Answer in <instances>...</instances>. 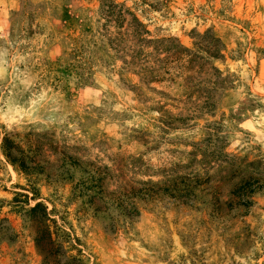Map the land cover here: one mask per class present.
Wrapping results in <instances>:
<instances>
[{"label": "rangeland", "instance_id": "obj_1", "mask_svg": "<svg viewBox=\"0 0 264 264\" xmlns=\"http://www.w3.org/2000/svg\"><path fill=\"white\" fill-rule=\"evenodd\" d=\"M0 264H264V0H0Z\"/></svg>", "mask_w": 264, "mask_h": 264}, {"label": "trees", "instance_id": "obj_2", "mask_svg": "<svg viewBox=\"0 0 264 264\" xmlns=\"http://www.w3.org/2000/svg\"><path fill=\"white\" fill-rule=\"evenodd\" d=\"M40 205V203H36L35 206L31 207L30 210H35V208H37ZM46 216V218L48 217L47 213L45 212L44 214ZM49 219V217H48ZM46 236L48 237V239L51 241L50 236H49V230L47 229V227L44 228V230L41 229L40 235L36 238V241L39 242L41 239H45ZM39 246H41V244H39ZM44 253L50 254L51 252H49L47 249L44 250ZM46 257V254H44V258Z\"/></svg>", "mask_w": 264, "mask_h": 264}]
</instances>
